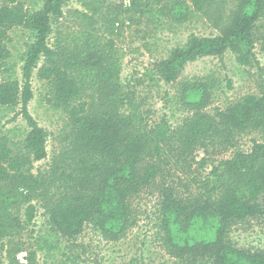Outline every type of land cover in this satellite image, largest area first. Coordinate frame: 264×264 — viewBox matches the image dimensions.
Returning a JSON list of instances; mask_svg holds the SVG:
<instances>
[{
  "label": "trees",
  "instance_id": "obj_1",
  "mask_svg": "<svg viewBox=\"0 0 264 264\" xmlns=\"http://www.w3.org/2000/svg\"><path fill=\"white\" fill-rule=\"evenodd\" d=\"M67 1L42 0L40 8L28 11L23 0H0V107L17 108L15 117L28 129L17 143L0 137V236L8 226L32 223L35 208L27 197L33 189L48 178L53 182L68 175L76 180L72 190L48 209V220L66 238L92 223L109 240L118 239L136 223L132 201L155 190L161 199L160 238L168 253L191 261L200 257L210 264H264V249L240 248L228 234L233 225L264 216V143L253 141L249 153L220 157L235 148L239 133L264 134V83L259 96L246 95L211 115L203 111L209 100L207 84L178 82L187 63L226 51L240 66H251L256 44L264 42V0H235L229 14L215 23L217 36L189 35L156 64L158 78L177 83L179 103L192 111L176 127L164 120L148 124L121 112L128 96L115 78L111 53L96 42L75 50L49 45L52 25L62 17ZM214 2L170 0L164 9L182 23ZM17 28L30 38L20 56V79H2L10 68L9 32ZM34 74L49 87L47 102L64 109L72 126L50 172L38 175L31 168L46 159L49 133L28 110ZM84 85L92 92L90 101L78 99ZM199 151L203 155L197 167ZM206 163L210 170L197 175ZM13 264L18 262L13 259Z\"/></svg>",
  "mask_w": 264,
  "mask_h": 264
},
{
  "label": "rangeland",
  "instance_id": "obj_2",
  "mask_svg": "<svg viewBox=\"0 0 264 264\" xmlns=\"http://www.w3.org/2000/svg\"><path fill=\"white\" fill-rule=\"evenodd\" d=\"M169 1L68 0L63 6L62 17L52 25L49 45L75 50L87 42H96L105 53H111L109 61L115 78L122 93L128 96L121 112L136 115L148 124L164 120L172 127L179 126L192 111L179 103L177 83L167 84L158 78L156 64L167 58L174 48L182 46L189 35L217 36L215 23L229 14L235 0H215L207 10L193 13L182 23L175 22L167 14L168 8L164 9ZM23 2L28 11L42 5V0ZM260 32L264 35V21ZM29 41V33L22 28L9 32L10 68L1 74L2 79H20V56ZM263 45V41L256 44V61L251 66H240L234 55L226 51L219 57L187 63L178 82H205L209 100L203 111L211 115L246 95L259 96L264 83ZM31 87L33 98L28 105L29 113L49 133L47 157L35 162L31 173L47 174L68 143L72 126L64 109L54 108L47 102L49 87L45 81L34 74ZM91 94L89 87L84 85L78 99L90 101ZM17 111V108L0 107V137L6 136L13 143L22 141L28 131L25 122L15 117ZM253 141L264 143V134L241 132L236 135L235 148L220 157L229 158L234 151L249 153ZM202 155L201 151L197 153V167ZM67 163L72 166V162ZM209 170L206 163L196 174L202 175ZM67 176L53 182L48 178L45 184L28 194L27 204L35 208L32 223L8 226L7 233L0 236V264H13V259L18 264H210L207 259L195 257L191 261L189 256L177 257L164 250L158 228L161 199L155 190H147L132 201L137 213L136 223L116 240H109L92 223L85 224L80 234L73 238L62 236L48 220V209L63 192L72 190L76 180ZM73 176L75 178L76 174ZM228 234L231 242L240 248L264 249V216L239 222Z\"/></svg>",
  "mask_w": 264,
  "mask_h": 264
}]
</instances>
